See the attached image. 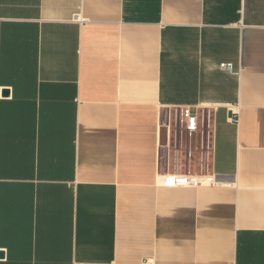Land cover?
<instances>
[{
    "label": "crops",
    "instance_id": "1",
    "mask_svg": "<svg viewBox=\"0 0 264 264\" xmlns=\"http://www.w3.org/2000/svg\"><path fill=\"white\" fill-rule=\"evenodd\" d=\"M0 264H264V0H0Z\"/></svg>",
    "mask_w": 264,
    "mask_h": 264
},
{
    "label": "built area",
    "instance_id": "2",
    "mask_svg": "<svg viewBox=\"0 0 264 264\" xmlns=\"http://www.w3.org/2000/svg\"><path fill=\"white\" fill-rule=\"evenodd\" d=\"M223 67L233 70L234 66L231 63L222 64ZM185 125L188 131H193L198 127V117L190 110H186ZM238 120V119H237ZM215 178L212 175L200 174V175H169L165 177L164 183L174 186H199L204 184L214 183Z\"/></svg>",
    "mask_w": 264,
    "mask_h": 264
},
{
    "label": "water",
    "instance_id": "3",
    "mask_svg": "<svg viewBox=\"0 0 264 264\" xmlns=\"http://www.w3.org/2000/svg\"><path fill=\"white\" fill-rule=\"evenodd\" d=\"M6 93H8V90H5Z\"/></svg>",
    "mask_w": 264,
    "mask_h": 264
}]
</instances>
